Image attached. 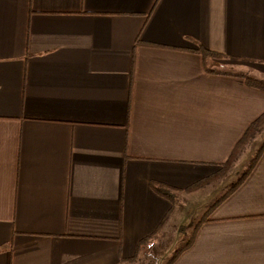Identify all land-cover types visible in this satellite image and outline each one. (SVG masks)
<instances>
[{"label":"crops","instance_id":"obj_1","mask_svg":"<svg viewBox=\"0 0 264 264\" xmlns=\"http://www.w3.org/2000/svg\"><path fill=\"white\" fill-rule=\"evenodd\" d=\"M197 46L264 79V0H0V264H136L203 214L171 264H264V149L232 188L264 126L183 191L264 111Z\"/></svg>","mask_w":264,"mask_h":264},{"label":"trees","instance_id":"obj_2","mask_svg":"<svg viewBox=\"0 0 264 264\" xmlns=\"http://www.w3.org/2000/svg\"><path fill=\"white\" fill-rule=\"evenodd\" d=\"M195 51L201 55L202 64H203L204 70L206 72L239 76V77L244 78L245 82L249 86L264 90V79H262V78H258V77H255V76L249 75L247 73H243V72H231V71H224V70H220L217 68H213L211 66V64H212L211 61L213 59H220V58L224 57L225 56L224 54L208 50V49L203 48L201 46H197L195 48ZM263 126H264V111L261 114H259L254 120H252L250 122V124L248 125L246 130L242 133V135L234 143L233 148H232L229 156L221 164L220 170L216 174L209 176L205 179H202V180L188 186L183 191H185L186 193L195 192L198 189H200L201 187L207 186L211 182L223 177L228 172V170L231 168L237 154L249 143V141L252 139L254 134L256 132H258ZM263 149H264V140L262 141L260 146L255 151L253 157L251 158L250 162L248 163V165L245 168V170L243 171V173L239 176V178L232 185V188L234 186H236L240 182L241 178L251 170V168L254 165L255 160L260 156ZM151 186L154 189V191H156L158 194L168 198L170 200V202H172V207H171V209H172L173 204H174V200H175L174 194L176 192V189H174L173 187L167 186L165 184H162L160 182H151ZM203 219H205V216L201 217V219H199L196 222L193 231H195L199 222H201V220H203ZM159 230L160 229L157 227L156 230H154L151 234L141 238L138 241V243L136 244L134 255L129 257L126 261L134 262L136 259H138L139 254L145 252L148 243L158 233ZM191 240H192V235L179 249L174 251L173 255L165 262V264H171L175 260V258L178 256L179 252L182 249L189 246V244L191 243Z\"/></svg>","mask_w":264,"mask_h":264},{"label":"rangeland","instance_id":"obj_3","mask_svg":"<svg viewBox=\"0 0 264 264\" xmlns=\"http://www.w3.org/2000/svg\"><path fill=\"white\" fill-rule=\"evenodd\" d=\"M264 140V128L262 130L259 131V133L257 135H255V137L253 138V140L249 143L246 151L244 152V154L242 155V159L243 160H247V159H251L255 153V151L257 150V148L260 146V144L262 143V141ZM240 153V152H239ZM238 153V154H239ZM237 154V156H238ZM236 156V157H237ZM250 162V161H249ZM248 164V162L246 163ZM233 165V164H232ZM232 167V166H231ZM244 166H242V164H239L236 168H235V175L237 174L238 177L243 173L244 171ZM218 180V179H217ZM176 194V193H175ZM184 194H186V192L184 191ZM189 194V193H187ZM194 204H192L191 206L188 205V207H186L185 209L188 208H193ZM205 216V214H203ZM202 215V216H203ZM201 216V217H202ZM191 218V217H190ZM193 220V215H192V219H185L182 222V225H186L188 223H190V221ZM197 222V221H196ZM196 222H194L192 225H188L186 226L187 229L183 230L179 228L176 229V231L171 232L169 230V232L165 235V243L161 242V246L159 247V249L157 250V252L152 253L150 252V257L149 258H141V256H146L148 254L144 253H140L139 254V259H136L134 262L136 264H165V262L173 255V253L171 252V250L174 249H178L191 235L194 226L196 224ZM180 229V230H179ZM180 232V233H179ZM174 234V235H173ZM173 239H175V242L173 244L170 245V243L173 241ZM168 255V256H167ZM163 257V258H161ZM169 257V258H168Z\"/></svg>","mask_w":264,"mask_h":264}]
</instances>
